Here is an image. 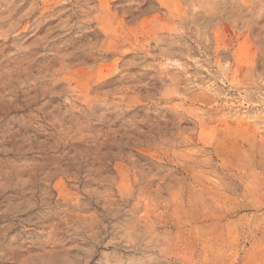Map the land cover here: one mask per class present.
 <instances>
[{
  "label": "rangeland",
  "instance_id": "374dc122",
  "mask_svg": "<svg viewBox=\"0 0 264 264\" xmlns=\"http://www.w3.org/2000/svg\"><path fill=\"white\" fill-rule=\"evenodd\" d=\"M0 264H264V0H0Z\"/></svg>",
  "mask_w": 264,
  "mask_h": 264
}]
</instances>
